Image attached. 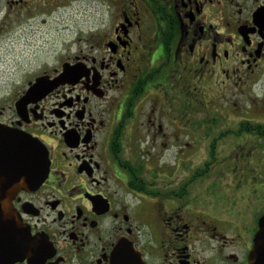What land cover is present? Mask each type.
Returning a JSON list of instances; mask_svg holds the SVG:
<instances>
[{"label": "flooded vegetation", "instance_id": "obj_1", "mask_svg": "<svg viewBox=\"0 0 264 264\" xmlns=\"http://www.w3.org/2000/svg\"><path fill=\"white\" fill-rule=\"evenodd\" d=\"M57 1L0 0V36ZM108 2V23L37 69L12 42L29 59L0 92V126L23 138L0 170L14 264H111L119 244L142 264H247L264 214V0ZM28 137L48 155L39 183Z\"/></svg>", "mask_w": 264, "mask_h": 264}, {"label": "rangeland", "instance_id": "obj_2", "mask_svg": "<svg viewBox=\"0 0 264 264\" xmlns=\"http://www.w3.org/2000/svg\"><path fill=\"white\" fill-rule=\"evenodd\" d=\"M108 5V0H59L48 9L32 10L12 19L7 27L8 31L0 36V92L4 89L2 85L10 81L14 72L9 73V70L15 65L18 74H21L20 67L29 60L15 64L12 42L15 41L17 55L18 47L22 45L31 50V66L37 69L45 57L53 55L60 44L67 43L68 39L72 40L76 31H80V37L84 39V31L92 25L103 21L108 23ZM259 162L264 161L257 163Z\"/></svg>", "mask_w": 264, "mask_h": 264}, {"label": "water", "instance_id": "obj_3", "mask_svg": "<svg viewBox=\"0 0 264 264\" xmlns=\"http://www.w3.org/2000/svg\"><path fill=\"white\" fill-rule=\"evenodd\" d=\"M68 74V67H64L63 72L47 82L43 77L38 78L27 90L23 100L38 99L47 93L53 86L59 82H63ZM46 81V82H45ZM23 138L17 133L8 131L0 126V170L3 171L1 164L3 162L4 146L8 145L11 154L17 152L18 143L22 142ZM25 144V143H24ZM31 145V147H30ZM28 147V164L27 172L31 175L34 182L39 183L44 179L48 169V155L44 145L34 137L27 138ZM19 158L11 156V163L14 165ZM18 188H14L9 194L13 197ZM10 203L3 202L0 204V264H14V261L19 259L16 251V238H22V231L19 220L10 209ZM132 250L126 253L124 250ZM136 249L131 245L119 244L113 251V262L111 264H142V261H137L135 256ZM134 252V253H132ZM128 259L125 261L124 259ZM247 264H264V214L258 220V228L253 238V244L248 254Z\"/></svg>", "mask_w": 264, "mask_h": 264}, {"label": "trees", "instance_id": "obj_4", "mask_svg": "<svg viewBox=\"0 0 264 264\" xmlns=\"http://www.w3.org/2000/svg\"><path fill=\"white\" fill-rule=\"evenodd\" d=\"M192 179H194V180H195L196 178H194V177H193Z\"/></svg>", "mask_w": 264, "mask_h": 264}]
</instances>
